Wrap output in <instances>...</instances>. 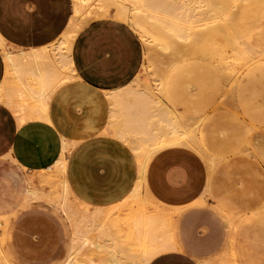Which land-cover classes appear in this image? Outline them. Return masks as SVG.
<instances>
[{
	"label": "bare ground",
	"instance_id": "bare-ground-1",
	"mask_svg": "<svg viewBox=\"0 0 264 264\" xmlns=\"http://www.w3.org/2000/svg\"><path fill=\"white\" fill-rule=\"evenodd\" d=\"M99 18L129 24L145 49L136 79L109 95L111 116L104 132L133 152L137 175L132 188L110 204L83 199L66 174L74 141L63 137L61 158L39 174L37 187L29 191L68 225L69 242L59 264H149L177 249V209L161 203L147 184L153 157L174 146L203 160L207 184L200 198H211L230 224L231 246L218 261L200 264H264V175L257 168L264 164V104L252 101L264 77V0H73L67 28L51 43L60 51L54 55H70L79 32ZM0 50L6 62L17 56L1 34ZM193 62L212 65L225 89L217 102L201 103V92L190 86L191 104L184 109L173 98L172 79ZM50 81L38 80V93L45 94ZM67 81L51 82L55 87ZM7 90L0 99L10 101L6 96L12 90ZM27 115L46 117V112L32 108ZM222 161L227 162L225 175L231 169L246 171L239 187L230 179L215 181ZM0 264H16L2 235Z\"/></svg>",
	"mask_w": 264,
	"mask_h": 264
},
{
	"label": "crops",
	"instance_id": "crops-1",
	"mask_svg": "<svg viewBox=\"0 0 264 264\" xmlns=\"http://www.w3.org/2000/svg\"><path fill=\"white\" fill-rule=\"evenodd\" d=\"M72 13L73 0H0V34L10 51L17 55L6 62L0 50V93L3 90L6 93L9 87L8 93L12 90L6 96L12 103L6 98L0 99V162L16 159L22 170L0 174V235L12 258L8 248L10 236L18 256L33 263L44 262L58 251L62 242L61 226L51 215L34 211L23 215L10 233L14 209L11 201L4 200L3 196L21 198L22 205L36 200L29 191L37 187L39 174L48 171L61 158L63 137L74 141L71 152L103 141L119 144L125 152H132L125 143L104 132L109 129L111 116L109 95L136 79L143 64V43L135 30L122 20L99 18L79 32L70 55L55 56L60 51L54 50L51 43L63 34ZM38 80L71 81L55 87L50 81L42 94L37 90ZM38 107L46 112V117L27 115L32 108L40 110ZM153 159L147 169L148 188L161 203L177 209L173 224L177 249L160 253L151 262L175 253L189 254L198 264L218 261L231 246L230 224L225 212L211 198H200L207 184L205 163L206 179L200 183L195 165L181 160L162 165L161 160ZM68 164L69 157L66 169L69 178ZM160 174L161 186L156 180ZM136 175L117 199L132 188ZM115 200L96 204H110ZM187 212L191 216L190 225L203 219L222 231L216 250L199 253L192 241L194 232L184 235L180 231V218ZM59 216L67 231L68 246L69 228L60 213Z\"/></svg>",
	"mask_w": 264,
	"mask_h": 264
},
{
	"label": "rangeland",
	"instance_id": "rangeland-1",
	"mask_svg": "<svg viewBox=\"0 0 264 264\" xmlns=\"http://www.w3.org/2000/svg\"><path fill=\"white\" fill-rule=\"evenodd\" d=\"M143 50L145 52V49ZM198 76L203 78V80L199 79ZM215 78L219 79L216 80ZM219 80L220 74L212 65L208 63H204L203 65V63L198 64L197 62H193L191 65L180 69L175 74L172 79L171 93L173 94V98L175 97L174 99L178 106L181 108L184 107V109H187L191 104L190 100L192 99H190V86L195 88V90L199 93L201 92V99L198 100L204 101L201 103H205L209 100V98L210 101L217 102L221 93L225 89L224 83ZM257 86L261 92L260 94L255 95L252 101L259 100V102L264 104V77L261 79V82H258ZM182 88L183 90H181ZM262 119L264 120V113L262 115ZM133 158L134 156L132 152H125L121 145L106 141L91 143L87 146L75 149L69 155L68 164V176L75 193L94 203H109L110 201L117 199L134 181L136 170ZM232 158L234 157L232 156ZM154 159L155 161L161 160L162 165H167L171 162L180 160L186 161L188 164L191 163L195 165L194 170L200 177V183L206 179V168L204 162L197 153L188 148L174 147L169 151L156 155ZM226 164V161L219 163L215 173V181L217 183H221L224 179H230V182L235 183V186L239 187L240 181H243L245 178L246 171L241 172L240 174L239 172H235L234 169H231L230 174L225 175V171L227 170ZM262 165L264 166V164ZM262 165H257L259 175L261 176L264 175V167H262ZM9 170L22 172L21 165L16 159L13 160L12 158H8L6 162H0V174ZM156 180L158 185L161 186L162 175H158ZM3 199L11 201V208L14 209V212L11 214L10 233H12L15 223L23 215L34 211L44 212L51 215L59 222L62 229V242L58 251L50 259L40 263H33L18 256L12 246L10 236L8 248L12 253L15 263L59 264L66 255L68 236L65 225L56 209L45 201L31 200L27 204L22 205L21 198L4 195ZM190 219L191 216L189 212L181 216L178 224L180 231L184 235H189L194 232L195 236L192 241L197 244L199 253L202 252L203 254H206L216 250L220 246L219 243L221 242V237L219 233L222 231L214 227L213 224H208L203 219L196 220L190 225ZM150 264L198 263L196 259L189 254L185 255L175 253L158 257Z\"/></svg>",
	"mask_w": 264,
	"mask_h": 264
}]
</instances>
